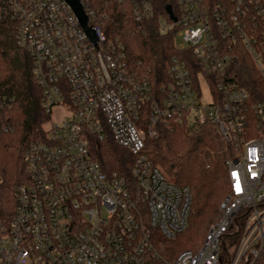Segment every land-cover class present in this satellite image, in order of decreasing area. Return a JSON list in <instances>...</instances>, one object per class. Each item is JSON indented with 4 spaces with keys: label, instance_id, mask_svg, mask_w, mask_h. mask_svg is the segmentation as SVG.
Wrapping results in <instances>:
<instances>
[{
    "label": "built area",
    "instance_id": "built-area-1",
    "mask_svg": "<svg viewBox=\"0 0 264 264\" xmlns=\"http://www.w3.org/2000/svg\"><path fill=\"white\" fill-rule=\"evenodd\" d=\"M164 1L84 0L88 34L65 0H0V25L30 55L49 116L44 139L23 152L26 179L12 203L0 175V264L261 263L264 0ZM112 8L120 30L103 23ZM151 29L181 39L157 88L122 39ZM11 101L0 96V134L12 131L3 119ZM205 123L233 146L228 191L200 246L166 255L159 237L186 229L191 192L154 165L146 142L161 125ZM107 140L132 155V182L93 157V141Z\"/></svg>",
    "mask_w": 264,
    "mask_h": 264
},
{
    "label": "trees",
    "instance_id": "trees-1",
    "mask_svg": "<svg viewBox=\"0 0 264 264\" xmlns=\"http://www.w3.org/2000/svg\"><path fill=\"white\" fill-rule=\"evenodd\" d=\"M80 1L84 3V0ZM157 2L162 5L165 1ZM104 7L99 4L100 9ZM109 12L110 20L103 23H111L113 30H120L124 17L119 8ZM122 39L131 48L133 62L140 61L142 70L146 69L154 88L163 83L170 57H181L174 38L155 29L144 36L122 35ZM189 57L194 61L192 55ZM0 96L12 100L3 113L4 122L12 131L0 134L2 195L4 201L12 203L15 188L26 179L23 152L31 142L44 139L49 116L41 107L42 92L32 74V59L16 45L12 28L4 25H0ZM91 152L105 172L116 173L132 182L133 158L127 149L110 140L93 141ZM145 153L169 179L187 186L191 192L189 221L192 227H186L181 234L202 233L228 191L225 161L234 153L233 146L223 140L211 123L191 131L183 125L172 124L158 127L157 137L147 140ZM178 238L165 240L159 237L161 244L157 248L166 255H174L181 251L184 243V240L177 242ZM260 264H264V257Z\"/></svg>",
    "mask_w": 264,
    "mask_h": 264
},
{
    "label": "rangeland",
    "instance_id": "rangeland-1",
    "mask_svg": "<svg viewBox=\"0 0 264 264\" xmlns=\"http://www.w3.org/2000/svg\"><path fill=\"white\" fill-rule=\"evenodd\" d=\"M125 36H131V34L127 31ZM175 42L176 43L181 42V39L179 37H175ZM130 54H131V52H130ZM201 85H203V82H201ZM51 117H52V119H55V120L59 119V117H60V109H59V107H54L53 108ZM190 214H191V209H190ZM189 217H190V215H189ZM218 217H219V210L216 211V213H215L214 217L212 218L211 222H214L216 219H218ZM187 227H189V228L192 227V224H190L189 218H188ZM206 228H208V227H205L204 229H202L201 230L202 233H198L197 235H195V233L192 234L191 232L188 233V235H183V234L178 235L177 237H179V238L177 239V242H181L182 240H184V243L181 245L182 248L180 250H184V249H188V248L189 249H195L198 246H200V244L202 243V241L204 239V236L206 234V231H207Z\"/></svg>",
    "mask_w": 264,
    "mask_h": 264
},
{
    "label": "water",
    "instance_id": "water-1",
    "mask_svg": "<svg viewBox=\"0 0 264 264\" xmlns=\"http://www.w3.org/2000/svg\"><path fill=\"white\" fill-rule=\"evenodd\" d=\"M69 7L72 9L75 16L78 18L79 22L84 27L85 31L90 34V26H87V15L82 7L80 0H65Z\"/></svg>",
    "mask_w": 264,
    "mask_h": 264
}]
</instances>
